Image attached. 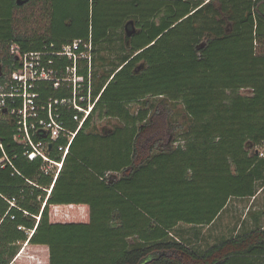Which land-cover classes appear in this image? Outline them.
Segmentation results:
<instances>
[{
    "label": "trees",
    "instance_id": "16d2710c",
    "mask_svg": "<svg viewBox=\"0 0 264 264\" xmlns=\"http://www.w3.org/2000/svg\"><path fill=\"white\" fill-rule=\"evenodd\" d=\"M30 2L44 5V34H19L13 16L23 4L0 0L1 73L16 80L23 53L90 39V75L78 61L75 97L89 89L96 101L55 180L13 141V124L0 121V264H264L258 219L201 253L172 233L181 224L211 226L231 199L255 200L264 190L256 150L264 142V0ZM128 21L135 31L124 38ZM113 44L122 53L99 74L97 56ZM56 66L64 73L72 64L62 58ZM38 91L42 100L65 99L73 89ZM157 98L180 103L190 119L172 149L170 124L153 117L167 106L149 102ZM130 103L143 108L132 113ZM74 114L59 110L71 132ZM103 119L122 127L91 132ZM66 144L52 142L47 158L59 163ZM158 145L166 150L154 153ZM25 242L19 253L10 248Z\"/></svg>",
    "mask_w": 264,
    "mask_h": 264
},
{
    "label": "built area",
    "instance_id": "2783aa9c",
    "mask_svg": "<svg viewBox=\"0 0 264 264\" xmlns=\"http://www.w3.org/2000/svg\"><path fill=\"white\" fill-rule=\"evenodd\" d=\"M92 51L90 39L87 41L75 39L70 44L61 46L60 49H55L54 44H49L43 50L23 53L18 61L20 71L16 80L10 79L6 73H1L0 69V118L9 116L12 119L14 126L13 141L25 149L24 155L31 152L40 157L44 162L41 170L46 175L53 173V180L56 179L61 169L63 159L68 153L76 132L89 115L96 101L90 102L89 89L86 98L76 99L75 97L76 63L86 61L90 75ZM62 58H66L72 64L71 67L66 68L64 73L61 68L56 66V62ZM68 84L72 85V98L41 99L38 91L40 87L48 86L52 90H58L62 87H68ZM85 99L86 106L82 107L78 102ZM61 108L68 111L72 109L77 114H81V117L77 114L72 117L75 122H78V127L74 132L66 129L60 120L59 110ZM36 136H41L47 140L34 141L33 137ZM59 138L65 139L67 144L57 148V151L62 154V158L59 163H56L47 158V151L49 146L51 147V143L56 142ZM0 149H2L1 145ZM258 155L261 158L264 157L263 153H258ZM48 164L54 165L55 171L49 169ZM3 167L1 166V168Z\"/></svg>",
    "mask_w": 264,
    "mask_h": 264
},
{
    "label": "rangeland",
    "instance_id": "374dc122",
    "mask_svg": "<svg viewBox=\"0 0 264 264\" xmlns=\"http://www.w3.org/2000/svg\"><path fill=\"white\" fill-rule=\"evenodd\" d=\"M13 19L14 27L19 34L27 36L32 34H44L47 28V15L44 10V5L41 3L30 2L21 5L19 9L15 10ZM118 50L117 44H113V46L100 52V55L98 54L105 59L104 61H101L100 57L97 56L96 68L99 74L102 73L103 69L108 70L111 62L115 61V57L122 53L120 50L118 52ZM1 54L3 53L0 51V58L2 57ZM240 93L243 95H250L251 92L249 90H242ZM149 102L156 105L159 102L164 101L163 99L157 98L155 100H150ZM166 104L167 106L165 108H159L153 117L161 115L162 118L170 124L172 135L169 148L172 149L181 143V135L187 130L190 119L180 103ZM141 108H143L141 103L129 104V109L132 113H136ZM154 111L151 110L152 113ZM0 121L12 123V119L9 116L1 117ZM116 127H122L116 119L95 120L90 131L94 133H107ZM165 150L164 146L158 145L154 149V153H159ZM256 150L258 153L264 154V142L257 147ZM47 167L53 171L56 169L54 165L50 164H48ZM255 220L258 221L257 224L259 227L264 228V190L259 191L255 200L253 198L231 199L227 204L226 209L211 226L194 228L181 224L172 233L189 249L201 253L220 241L237 235V233L242 234L245 231L252 230L254 226L257 225L255 224L257 221ZM195 232L199 233L198 238H195ZM133 240H130V242H134ZM10 248L18 253L23 248V244L16 243Z\"/></svg>",
    "mask_w": 264,
    "mask_h": 264
},
{
    "label": "flooded vegetation",
    "instance_id": "af4514ba",
    "mask_svg": "<svg viewBox=\"0 0 264 264\" xmlns=\"http://www.w3.org/2000/svg\"><path fill=\"white\" fill-rule=\"evenodd\" d=\"M20 2H22V4H27V3H30V0H20ZM131 23V22H130ZM128 23L124 24L123 25V28H122V31H121V35L125 38H130L133 34H134V31H135V28L133 27V24L131 23L130 25L126 26ZM120 35V33H119ZM256 45V44H255Z\"/></svg>",
    "mask_w": 264,
    "mask_h": 264
},
{
    "label": "crops",
    "instance_id": "0c3cea01",
    "mask_svg": "<svg viewBox=\"0 0 264 264\" xmlns=\"http://www.w3.org/2000/svg\"><path fill=\"white\" fill-rule=\"evenodd\" d=\"M195 234L198 235L199 233H198V232H195ZM29 237H30V236H29ZM22 244H23V247H24V246L26 245V242H25V243H22ZM22 249H23V248H22ZM22 249H21V250H22ZM21 250H20V251H21ZM20 251H19V252H20ZM19 252H18V253H19ZM16 257H17V256H16ZM16 257H15V258H16ZM15 258H14V259H15ZM14 259H13V261H14ZM13 261H12V262H13Z\"/></svg>",
    "mask_w": 264,
    "mask_h": 264
},
{
    "label": "water",
    "instance_id": "95a60500",
    "mask_svg": "<svg viewBox=\"0 0 264 264\" xmlns=\"http://www.w3.org/2000/svg\"><path fill=\"white\" fill-rule=\"evenodd\" d=\"M17 3L18 4H22V2H20V0H17ZM131 23L129 22L126 26H128V25H130ZM0 76H1V73H0ZM3 112H5V111H3ZM49 148H50V146H49Z\"/></svg>",
    "mask_w": 264,
    "mask_h": 264
}]
</instances>
